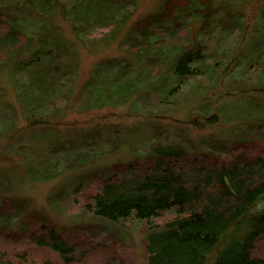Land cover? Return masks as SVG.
<instances>
[{
	"label": "trees",
	"instance_id": "1",
	"mask_svg": "<svg viewBox=\"0 0 264 264\" xmlns=\"http://www.w3.org/2000/svg\"><path fill=\"white\" fill-rule=\"evenodd\" d=\"M88 1L115 7L108 21L90 23L85 34L96 39L116 28L135 4V0ZM227 1L234 4L237 0H159L155 9L132 23V34L123 43L127 51L139 54L141 67H146L140 86L151 87L165 71L172 77L164 94L151 91L153 94L146 96L141 91L131 101L136 109L143 102L167 101L187 89L192 79L218 71L223 62L218 65L217 60L206 61L213 53L218 54L213 40L220 42L224 36L241 31L244 19L241 13L221 7ZM76 2L0 0V64L24 53L29 55L25 65L38 61L47 43L30 19L21 18V11L28 9H23L25 4H42L44 10L39 5L40 13L36 11L41 17L52 4L64 6V17L65 7L72 8ZM261 15L259 33L246 54L249 61L240 68L248 69L251 60L263 58L256 77L264 82V6ZM191 21L199 22L203 33L200 39L190 41ZM73 25L70 22L81 37ZM170 52L179 55L174 65H170ZM226 55L223 61L228 59ZM57 57L59 54L53 59ZM53 70L56 80L53 76L52 81L56 83L47 90L44 100L25 103L18 115L14 111L0 115V142L22 136L17 125L20 116L26 119L23 128L54 124V114L69 102L66 95L58 93V82L71 81L77 74L71 70L65 76L57 66ZM235 73L230 72V78ZM79 86V100L87 109L114 98L124 100L118 91L81 96L83 85ZM216 117L213 113L211 122ZM251 121L240 137L210 138L203 148L188 149L178 141L157 143L145 155L93 166L81 172L76 186L69 191L83 198L80 203L87 213L115 221L141 222L147 231L146 264H264V114ZM157 218L161 220L154 221ZM100 223L61 224L35 209L25 210L22 199L2 194L0 264H127L131 253L125 239Z\"/></svg>",
	"mask_w": 264,
	"mask_h": 264
},
{
	"label": "rangeland",
	"instance_id": "2",
	"mask_svg": "<svg viewBox=\"0 0 264 264\" xmlns=\"http://www.w3.org/2000/svg\"><path fill=\"white\" fill-rule=\"evenodd\" d=\"M158 2L135 0L130 15L126 12L116 28L107 30L97 39L86 35V30L95 20L108 21L115 12L111 4L77 0L72 8L65 7L64 17L61 15L64 6L52 4L41 17L36 11L40 13L37 6L43 7L42 4H25L23 9H28L21 11V18L30 19L39 35L47 38V43L41 48L38 61L25 65L24 59L29 55L24 53V57L14 55L6 64H0V115L13 111L18 115L25 103L44 100L47 90L56 83L52 81L54 66L65 76L71 70L77 74L71 81H57L58 93L66 95L69 102L54 114V124L23 128L26 119L20 116L17 125L22 136L7 142L1 140L0 195L16 196L24 201L25 210L35 209L61 224L101 222L125 239L131 253L129 264L147 263V231L134 219L115 221L85 212L80 203L83 198L69 191L76 186L81 172L96 165L145 155L157 143L178 141L193 149L203 148V143L210 138L240 137L251 120L264 114V82L256 77L263 58L251 60L248 69L240 68L249 61L246 54L259 33L264 0L222 3L221 7L241 13L244 19L241 31L224 36L220 42L213 40L218 54L213 53L214 57L209 56L206 61L217 60L218 65L223 62L218 71L192 79L187 89L167 101L143 102L137 109L134 107L131 101H135L141 91L146 96L153 94L151 91L164 94L172 80L165 71L151 87L140 86L145 80L146 67H141L139 54L127 51L123 43L132 34L134 22L155 9ZM199 25L196 21L189 22L190 41L202 37ZM216 29L218 32V26ZM220 53L222 57L228 53V59L223 61ZM58 54L59 57L53 59ZM169 54L170 65H174L179 55ZM142 65L146 66V61ZM232 71H236V76L230 78ZM79 83L83 85L81 96L118 91L124 100L118 102L114 98L87 109L79 100ZM213 113L217 114L215 122H211ZM88 264L94 263L89 261Z\"/></svg>",
	"mask_w": 264,
	"mask_h": 264
}]
</instances>
